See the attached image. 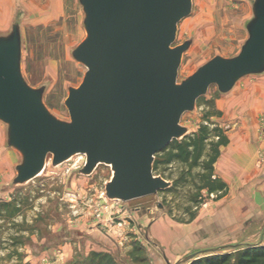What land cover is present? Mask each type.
I'll return each mask as SVG.
<instances>
[{
  "label": "rangeland",
  "instance_id": "rangeland-1",
  "mask_svg": "<svg viewBox=\"0 0 264 264\" xmlns=\"http://www.w3.org/2000/svg\"><path fill=\"white\" fill-rule=\"evenodd\" d=\"M252 1L193 0V11L179 22L174 44L193 41L183 54L179 82L216 55L229 58L240 51L248 35ZM84 17L79 0H0V33L11 32L12 24L20 22L23 75L33 87L46 85L44 103L60 120H69L64 105L68 89L80 85L86 72L72 57L86 37ZM235 86L225 94L211 86L195 110L184 113L181 124L188 127V134L207 124L228 135L238 120L240 104L264 97V73L245 76ZM0 125V264H89L96 252L110 255L117 264H190L218 251L212 239L216 226L205 221V215L228 191L208 195L203 190L198 205L193 195L204 166L189 173L188 164L166 163L171 146L159 154L163 162L154 174L177 186L123 202L106 196L112 168L101 164L85 175L82 154L56 167L49 155L41 175L14 186L21 155L6 148V125ZM261 128L264 133V123ZM257 155L260 166L264 152ZM253 177L261 182L264 173ZM263 208L250 207L251 216L262 219ZM261 224L262 220L253 224L255 233ZM259 239L256 235L237 241L242 247L247 242L261 243ZM192 254L195 258L187 261Z\"/></svg>",
  "mask_w": 264,
  "mask_h": 264
},
{
  "label": "water",
  "instance_id": "water-1",
  "mask_svg": "<svg viewBox=\"0 0 264 264\" xmlns=\"http://www.w3.org/2000/svg\"><path fill=\"white\" fill-rule=\"evenodd\" d=\"M79 2L86 37L72 57L86 72L68 89L69 120L47 108L45 84L33 87L24 77L20 22L0 33V121L7 125V146L21 155L12 184L41 175L49 155L56 167L82 154L85 175L101 164L112 168L108 199L156 195L172 185L154 174L156 154L188 135L184 113L195 110L211 86L230 93L245 76L264 73V0L252 1L248 35L235 56L216 55L181 82L183 54L193 41L174 44L193 0Z\"/></svg>",
  "mask_w": 264,
  "mask_h": 264
},
{
  "label": "crops",
  "instance_id": "crops-1",
  "mask_svg": "<svg viewBox=\"0 0 264 264\" xmlns=\"http://www.w3.org/2000/svg\"><path fill=\"white\" fill-rule=\"evenodd\" d=\"M246 92L249 93V91ZM240 106L238 120L235 121V125L227 135L229 142L221 148V155L215 166V176L226 182L228 193L205 215V221L208 220L209 224L213 222L216 226L215 236L212 239L215 240L218 249L214 252L217 255L221 253L235 255L246 247L264 246V208L262 219H257L255 215L251 216L249 210L250 207L253 209L255 206H264V179L261 182L253 179L255 174L264 173V160L260 166L256 162L257 154L264 152V133L261 128L264 123L261 120L264 119V97L255 100L246 99L245 103H241ZM0 123L3 122L0 121ZM6 132L7 125L5 126V138ZM6 148L10 147L6 145ZM234 179L239 181L232 184ZM254 188L263 191L255 192ZM254 194L256 196H253ZM259 220H262V224L258 233H255L253 224ZM201 232L203 233L204 230ZM205 235L207 234L204 233L203 237L207 239ZM256 235L260 237L259 242L261 243L247 242L242 247L238 244L237 240L240 237L250 238Z\"/></svg>",
  "mask_w": 264,
  "mask_h": 264
},
{
  "label": "trees",
  "instance_id": "trees-1",
  "mask_svg": "<svg viewBox=\"0 0 264 264\" xmlns=\"http://www.w3.org/2000/svg\"><path fill=\"white\" fill-rule=\"evenodd\" d=\"M229 142L227 135L219 128L211 129L209 125L202 124L197 132L185 136L182 140H173L162 151H166L170 146L166 163L179 161L189 165V173L195 168L203 167L202 172L198 173L200 182H197L196 192L193 195L194 201L198 205L202 204L204 197L202 191L206 190L208 195L225 194L227 184L222 178L215 176L216 162L221 155L222 147ZM156 154L154 162V173L160 171V164L163 162L159 154ZM177 183H172L173 186ZM195 216V215H194ZM236 255V256H235ZM234 254H210L203 258H196L190 264H264V246H250ZM89 264H117L110 255L106 253H93L89 257ZM235 259V260H234Z\"/></svg>",
  "mask_w": 264,
  "mask_h": 264
}]
</instances>
